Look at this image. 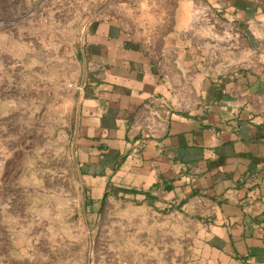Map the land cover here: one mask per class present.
<instances>
[{"label": "crops", "instance_id": "obj_1", "mask_svg": "<svg viewBox=\"0 0 264 264\" xmlns=\"http://www.w3.org/2000/svg\"><path fill=\"white\" fill-rule=\"evenodd\" d=\"M74 1L68 154L29 210L140 213V264H264V0Z\"/></svg>", "mask_w": 264, "mask_h": 264}, {"label": "rangeland", "instance_id": "obj_2", "mask_svg": "<svg viewBox=\"0 0 264 264\" xmlns=\"http://www.w3.org/2000/svg\"><path fill=\"white\" fill-rule=\"evenodd\" d=\"M62 1L0 0V167L6 168L14 153L26 168L19 177L7 171L0 187V203L15 205L0 210V264H140L136 257L147 245L132 238L148 231L131 220H140V213L107 210L94 224L75 218L70 207L62 218L58 210H29L34 198L44 202V197H30L26 190L58 184L57 179L50 183L46 171L60 168L68 154L66 120L73 97L66 72L70 77L76 67L59 60L60 43L62 24L76 21L78 4L64 0L71 13L62 15ZM31 165L34 173L27 171ZM9 216H20V222ZM151 248L165 249L158 242ZM163 263L172 260H149Z\"/></svg>", "mask_w": 264, "mask_h": 264}, {"label": "built area", "instance_id": "obj_3", "mask_svg": "<svg viewBox=\"0 0 264 264\" xmlns=\"http://www.w3.org/2000/svg\"><path fill=\"white\" fill-rule=\"evenodd\" d=\"M68 87H69V88H74V87H75V85H74V84H72V83H70V84L68 85Z\"/></svg>", "mask_w": 264, "mask_h": 264}]
</instances>
